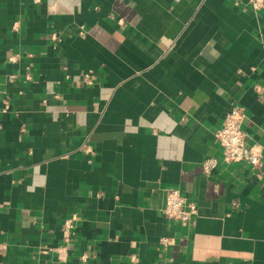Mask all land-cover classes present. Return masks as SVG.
Here are the masks:
<instances>
[{"label":"crops","instance_id":"obj_1","mask_svg":"<svg viewBox=\"0 0 264 264\" xmlns=\"http://www.w3.org/2000/svg\"><path fill=\"white\" fill-rule=\"evenodd\" d=\"M0 86V264H264L248 0H0ZM234 106L261 168L223 160ZM172 189L190 223L164 216Z\"/></svg>","mask_w":264,"mask_h":264},{"label":"built area","instance_id":"obj_2","mask_svg":"<svg viewBox=\"0 0 264 264\" xmlns=\"http://www.w3.org/2000/svg\"><path fill=\"white\" fill-rule=\"evenodd\" d=\"M248 4L254 12L264 11V0H248ZM1 93L2 87L0 86ZM244 117L242 107H232L226 114L222 127L215 134V139L222 149L223 160L226 163L246 162L253 167L261 168L263 164L260 151L247 143V135L242 127ZM216 167L217 160L213 158L206 159L203 163V171L206 174L211 173ZM197 212L196 203L185 198L179 190L168 191L164 208L166 218L181 223H190L196 217Z\"/></svg>","mask_w":264,"mask_h":264}]
</instances>
